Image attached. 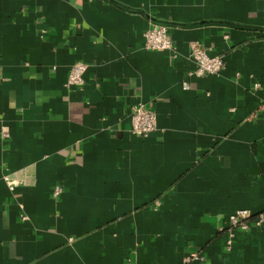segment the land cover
Masks as SVG:
<instances>
[{"label":"crops","instance_id":"obj_1","mask_svg":"<svg viewBox=\"0 0 264 264\" xmlns=\"http://www.w3.org/2000/svg\"><path fill=\"white\" fill-rule=\"evenodd\" d=\"M154 24L174 49L145 48ZM192 43L223 70L190 75ZM238 212L263 222L228 248ZM194 256L264 264V0H0V264Z\"/></svg>","mask_w":264,"mask_h":264},{"label":"built area","instance_id":"obj_2","mask_svg":"<svg viewBox=\"0 0 264 264\" xmlns=\"http://www.w3.org/2000/svg\"><path fill=\"white\" fill-rule=\"evenodd\" d=\"M145 48L149 51H166L174 49L173 41L169 33V26L166 24H154L144 34ZM190 58L195 64V69L190 75L196 77H203L208 75L219 74L225 65L224 58L220 55L209 56L198 43L190 45ZM87 65L84 63H77L73 66L67 85L70 88H80L84 84L83 75L87 70ZM260 84L256 83L255 88ZM184 88H188L184 84ZM131 119V133L138 136H148L157 128V117L154 111L144 105H136L132 108ZM6 136V134H4ZM63 193V187L55 186L53 190V197L58 198ZM251 216H247L245 212H238L232 215L229 219L230 238L228 240V248H231L233 242V234L236 230H248L252 222L261 224L263 217L252 220ZM199 256H194L187 259V264L195 260H199Z\"/></svg>","mask_w":264,"mask_h":264}]
</instances>
